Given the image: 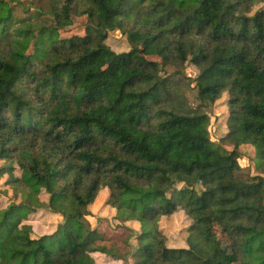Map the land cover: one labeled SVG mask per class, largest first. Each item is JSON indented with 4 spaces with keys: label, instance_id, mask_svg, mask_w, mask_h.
Here are the masks:
<instances>
[{
    "label": "trees",
    "instance_id": "obj_1",
    "mask_svg": "<svg viewBox=\"0 0 264 264\" xmlns=\"http://www.w3.org/2000/svg\"><path fill=\"white\" fill-rule=\"evenodd\" d=\"M76 17L84 34L61 38ZM0 161V264H223L216 224L264 264V0H0ZM101 193L117 234L90 220ZM177 212L191 225L171 247Z\"/></svg>",
    "mask_w": 264,
    "mask_h": 264
},
{
    "label": "rangeland",
    "instance_id": "obj_2",
    "mask_svg": "<svg viewBox=\"0 0 264 264\" xmlns=\"http://www.w3.org/2000/svg\"><path fill=\"white\" fill-rule=\"evenodd\" d=\"M85 22V17H76L74 19L73 25L68 26L64 31L61 32V38L72 37L76 34L78 36H82L84 34L83 26ZM107 43L117 52L127 51L130 47L127 37L119 31L110 33ZM150 59L158 60L157 57H150ZM186 73L189 76L195 77L197 75V70L193 66H188ZM210 115L211 122L209 130L211 133V139L212 141L219 143L228 131L227 121L229 117V107L227 105L226 96L214 105ZM228 148L231 149L232 147L228 146ZM240 150L243 154V157L239 160L240 165L246 169H249L253 175L261 174L256 171V162L254 160V157L256 156L255 149L252 146L243 145L240 147ZM2 165L3 161H0V167ZM7 178V176H0V202L3 201L4 203L9 201L7 199L14 197L13 190L7 184ZM106 197L107 194H100L92 209L95 212V218L92 217L90 220L94 224L100 225L101 229L103 232H106V234H117L121 230L115 227L116 223L112 220L111 209L107 206ZM33 224L38 231H41L42 229L50 230L55 224V219L53 217L44 216L43 218L34 220ZM190 225L191 220L184 214V212H177L171 217L163 218L161 221V227L168 236V242L171 247H182L185 245L189 236L188 230ZM212 234L220 242L221 247L226 253V259L223 264H240L238 242L236 238L228 231V229L222 224H216L215 230ZM94 256L99 264H123L122 262H113L105 255L96 254Z\"/></svg>",
    "mask_w": 264,
    "mask_h": 264
}]
</instances>
